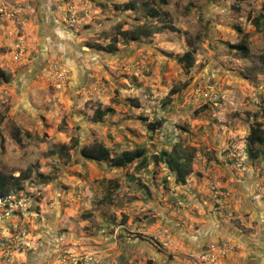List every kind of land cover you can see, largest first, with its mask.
<instances>
[{"label":"rangeland","instance_id":"1","mask_svg":"<svg viewBox=\"0 0 264 264\" xmlns=\"http://www.w3.org/2000/svg\"><path fill=\"white\" fill-rule=\"evenodd\" d=\"M0 70V264H264V0H0Z\"/></svg>","mask_w":264,"mask_h":264},{"label":"trees","instance_id":"2","mask_svg":"<svg viewBox=\"0 0 264 264\" xmlns=\"http://www.w3.org/2000/svg\"><path fill=\"white\" fill-rule=\"evenodd\" d=\"M161 2L163 4H166L167 0H161ZM127 8H132V5H128ZM257 25L259 26V23ZM151 33L153 32L147 33V35H151ZM124 36L132 41H135L139 38L138 35L134 34L133 32H124ZM110 48L112 50H115V46L113 45H111ZM239 49L241 50V55L243 58H247L249 56V50L245 43H241L239 45ZM0 77H4L2 70H0ZM110 111L111 108L109 107L104 110H98V116L103 117L104 115H107ZM151 127L154 129L155 124H151ZM252 133L253 135H257L258 132L256 129H254ZM82 154L88 159H92L94 161L99 162H109L113 166L118 167L130 164L139 159L140 157H144V160L146 159V157L144 156L145 151L142 149H137L135 151H127L124 152L121 156L112 157L110 150L102 144L86 146L82 149ZM192 157V154L189 155V153H185L184 150L176 149L174 150V152H168L166 150L161 151L158 156V159L160 162L166 165L171 172L175 174L176 181L178 183L185 184L187 178L192 173ZM9 183V178L4 175H0V194H2L4 198L9 195Z\"/></svg>","mask_w":264,"mask_h":264}]
</instances>
